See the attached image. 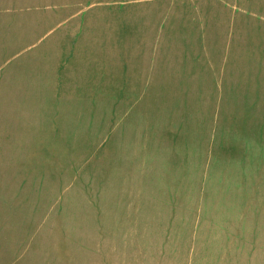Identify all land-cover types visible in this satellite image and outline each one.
I'll list each match as a JSON object with an SVG mask.
<instances>
[{"label":"rangeland","instance_id":"rangeland-1","mask_svg":"<svg viewBox=\"0 0 264 264\" xmlns=\"http://www.w3.org/2000/svg\"><path fill=\"white\" fill-rule=\"evenodd\" d=\"M0 264H264V0H0Z\"/></svg>","mask_w":264,"mask_h":264},{"label":"crops","instance_id":"crops-1","mask_svg":"<svg viewBox=\"0 0 264 264\" xmlns=\"http://www.w3.org/2000/svg\"><path fill=\"white\" fill-rule=\"evenodd\" d=\"M100 82H95V84H99ZM101 87V86H100ZM102 88V87H101ZM102 93V92H101ZM67 107H69V102H68V106ZM63 111V110H62ZM230 241H232V242H234V243H236L235 241H233V240H231L230 239ZM240 241H242V240H240ZM244 242H247V244H246V246H241V249H238V252L236 251V248L235 249H230V251L233 253V254H235V252H236V254L238 255L239 254V252H243V254L241 255L242 257L244 256V255H246L245 256V259L246 258H248V256H249V254H251V253H253L254 254V252L257 250L255 247H254V245H253V241L252 240H248V241H244ZM243 242V243H244ZM235 251V252H234ZM235 257H236V255H235Z\"/></svg>","mask_w":264,"mask_h":264}]
</instances>
